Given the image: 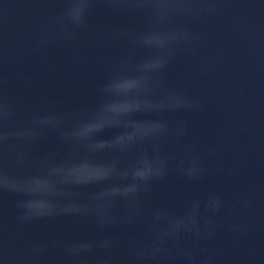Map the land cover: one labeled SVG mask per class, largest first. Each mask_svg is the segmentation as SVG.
Wrapping results in <instances>:
<instances>
[{
  "label": "water",
  "instance_id": "95a60500",
  "mask_svg": "<svg viewBox=\"0 0 264 264\" xmlns=\"http://www.w3.org/2000/svg\"><path fill=\"white\" fill-rule=\"evenodd\" d=\"M66 6V0H0V80L7 81L0 96L17 106L13 125L43 113L51 102L64 111L94 105L98 98L92 89L114 65L129 54L148 55L121 32L145 30L150 23L146 11L92 0L87 28L69 26L74 36L66 40L52 23ZM208 7L214 11L208 13ZM199 8L173 18L170 27H187L197 39L179 45L164 80L167 88L198 100L200 110L165 114L170 127L184 121L187 132L179 145L174 135L163 141L162 154L179 162L190 145L206 174L189 180L170 160L166 177L143 201V215L132 225L116 227L100 228L91 218L74 216L21 222L15 208L19 197L5 193L0 196V264H133L130 242L150 236L154 211L182 215L192 200L204 201L210 194L219 195L223 204L218 213L207 215L225 227L211 239L182 241L197 251L196 264L209 259L203 249L215 253L211 264H264V0H201ZM145 147L151 152L150 145ZM213 148L217 152L210 154ZM52 150L60 152L54 135L29 153L37 159ZM96 190H84V199ZM113 214H124L123 203ZM233 225L240 230H230ZM106 237L117 241L110 250L95 248L77 256L64 248ZM175 264L182 261L177 258Z\"/></svg>",
  "mask_w": 264,
  "mask_h": 264
},
{
  "label": "clouds",
  "instance_id": "9594fccd",
  "mask_svg": "<svg viewBox=\"0 0 264 264\" xmlns=\"http://www.w3.org/2000/svg\"><path fill=\"white\" fill-rule=\"evenodd\" d=\"M108 2L114 8L131 6L148 13L150 23L145 30H121L148 55L137 58L129 54L114 65L107 79L92 89L97 103L64 111L51 102L43 113L13 125L17 106L8 96H0V196L9 193L19 197L15 208L21 222L74 216L91 218L100 228L132 225L143 215V201L150 198L153 184L166 177L170 160L189 180H200L206 174L190 145L179 162L162 154L163 141L174 135L179 145L187 132L184 121L170 127L165 114L200 110L198 100L165 86L164 73L180 50L179 45L197 39L187 27H170L173 18L198 13L201 0ZM91 4L92 0H66V9L52 22L53 27L71 40L74 33L69 26L86 29L85 18ZM206 11L212 13L214 9L208 7ZM6 84L0 80V88ZM107 132L113 134L104 136ZM50 135L55 136L60 152L52 150L33 159L29 149ZM146 145L151 146V152ZM214 152L217 149L210 150V154ZM105 154L110 155L102 159ZM91 188L98 190L84 199V190ZM121 203L124 214L117 217L113 211ZM222 204L219 195L210 194L204 201L192 200L182 215L163 209L154 211L148 225L150 236L130 242L133 264H175L177 258L182 264H196L197 251L186 249L182 241L187 237L197 243L211 239L225 227L207 215L218 213ZM230 230L239 231L240 226H230ZM116 243L106 237L69 242L64 248L78 256L95 248L110 250ZM201 251L209 258L201 264H211L215 253ZM105 264H110V260Z\"/></svg>",
  "mask_w": 264,
  "mask_h": 264
}]
</instances>
